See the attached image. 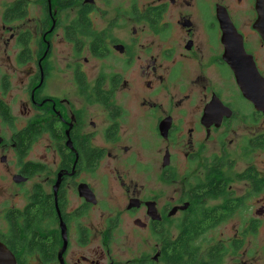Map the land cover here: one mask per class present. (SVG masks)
Listing matches in <instances>:
<instances>
[{"label":"flooded vegetation","instance_id":"obj_1","mask_svg":"<svg viewBox=\"0 0 264 264\" xmlns=\"http://www.w3.org/2000/svg\"><path fill=\"white\" fill-rule=\"evenodd\" d=\"M0 264H264V0H0Z\"/></svg>","mask_w":264,"mask_h":264}]
</instances>
